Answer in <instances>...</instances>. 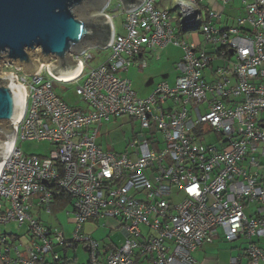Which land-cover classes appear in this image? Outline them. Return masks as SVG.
I'll return each instance as SVG.
<instances>
[{"label": "built area", "instance_id": "2783aa9c", "mask_svg": "<svg viewBox=\"0 0 264 264\" xmlns=\"http://www.w3.org/2000/svg\"><path fill=\"white\" fill-rule=\"evenodd\" d=\"M160 1L127 12L118 0L125 14L118 34L109 0L102 13L113 39L94 47L111 53L94 67L87 65L91 47L71 54L82 64L73 79L52 77L45 64L34 75L12 62L1 66L23 85L25 105L0 170V226L25 225L28 239L22 245L18 234L0 230V264H78L67 252L79 244L88 253L84 264H197L192 253L219 233L245 241L248 264H264V0H240L237 26L223 27L232 0H214V8L209 0H172L170 8ZM191 30L202 35L200 45L184 38ZM169 44L182 49L174 84L162 81L137 95L121 74L146 66L143 51L159 54ZM53 82L77 83L85 105H66ZM118 117L137 130L124 150L102 149L98 128ZM42 140L53 145L48 156L19 146ZM55 188L69 197L71 237L31 213H53ZM92 220L105 227L113 220L123 243L84 233Z\"/></svg>", "mask_w": 264, "mask_h": 264}, {"label": "water", "instance_id": "95a60500", "mask_svg": "<svg viewBox=\"0 0 264 264\" xmlns=\"http://www.w3.org/2000/svg\"><path fill=\"white\" fill-rule=\"evenodd\" d=\"M109 0H0V69L12 62L27 75L43 64L63 81L82 69L79 59L88 47L104 48L113 39V25L102 13ZM127 12L144 0H120ZM25 92L14 74L0 71V170L12 150Z\"/></svg>", "mask_w": 264, "mask_h": 264}, {"label": "rangeland", "instance_id": "374dc122", "mask_svg": "<svg viewBox=\"0 0 264 264\" xmlns=\"http://www.w3.org/2000/svg\"><path fill=\"white\" fill-rule=\"evenodd\" d=\"M118 0H111L110 5L106 8V12L114 15L115 31L118 34H123V21L124 12L122 8L116 9ZM214 0H209L205 3L206 6L214 8ZM160 5L170 8L173 4L172 0L160 1ZM213 5V6H212ZM204 6V7H206ZM240 0H232L224 5V13L222 15V22L220 26L225 25L237 26V16L243 15L244 10L241 8ZM227 15L233 18H227ZM214 25H218L215 22ZM184 38L188 41H193L196 45H200L203 41V37L197 30H191L183 33ZM90 52L93 56L91 61L88 62V66L94 67L104 62L110 55V49H101L91 47ZM155 53H146L144 59L147 61V66L144 69H137L135 66L129 68L127 72H123L121 75L130 79L133 84V89L139 96H146L152 90V88L159 82L165 81L170 85L174 84L175 78L178 74L177 63L182 56V49L179 46L169 44ZM217 64L220 61H216ZM2 69V68H1ZM0 69V71H1ZM4 71V69H2ZM81 82V81H80ZM77 83L61 84L52 83V91L69 107H83L85 104L78 94L75 93V86ZM149 89H151L149 91ZM149 91V92H147ZM132 124L127 117L112 118L109 122L103 123L98 128L97 144L102 149H111L114 147L117 151H122L126 147V143L131 137L133 131L137 130V123ZM208 142L214 141V136H208ZM21 150L25 154H35L48 156L49 152L53 149V145L49 141H23L19 143ZM69 207H65L62 210L56 211V213L42 212L40 215L37 210H32V216L35 219L40 218L43 223L63 230L66 236L71 237L74 225L70 223V215L68 214ZM93 226L86 230L84 227L83 232L92 235L96 240L100 242L111 241L114 245H121L124 241V235L119 229L114 228L113 220H107V226H103L101 221L92 220ZM86 225V224H85ZM0 230H6L7 232H14L21 237L22 245L27 242V234L25 233V225L18 227L15 223H8L6 226H0ZM243 241V239L241 240ZM239 240L230 241L219 244L204 245V249L211 248L214 250L217 247L219 250L228 251L231 250L229 243H238ZM194 257L198 258V252L192 253ZM68 255L77 257L78 264H84L88 260V253L84 250L83 245L79 244L75 249L69 248Z\"/></svg>", "mask_w": 264, "mask_h": 264}, {"label": "crops", "instance_id": "0c3cea01", "mask_svg": "<svg viewBox=\"0 0 264 264\" xmlns=\"http://www.w3.org/2000/svg\"><path fill=\"white\" fill-rule=\"evenodd\" d=\"M146 53H148V52L147 51H143L141 53V55H140V58L144 59V56L146 55ZM144 60L146 61V59H144ZM146 66H147V61H146ZM136 68L140 69L138 67H136ZM144 68H142V69H144ZM150 90L151 89H149V91ZM149 91H147V92H149ZM112 148H114V147H112ZM52 212L56 213L53 210H52ZM41 213L42 212H40L39 215ZM93 223H94L93 221L86 222L85 223L86 225L84 224V226H83V230H84V227L86 228V230L89 229L90 227H92ZM238 240H239L238 243H235V244L229 243V246L231 247V250H228V251L227 250L226 251L219 250L218 247H217V249L215 248L214 250H212L211 248L204 249V245H207V244H204V245L198 247L193 252V253H197L198 252V258L194 257V256L193 257L196 259L197 264H228L229 263V258L232 257V256L237 258V264H248V258L243 252V248L245 247V241H241L242 239H238ZM235 241L237 242V240H235ZM108 242L104 241V243H108ZM225 242H228V241H226L224 236L221 233H219L218 238H216L214 240V242L209 244V245L225 243ZM259 245L264 248V240L259 241ZM67 254H68V252H67Z\"/></svg>", "mask_w": 264, "mask_h": 264}, {"label": "trees", "instance_id": "16d2710c", "mask_svg": "<svg viewBox=\"0 0 264 264\" xmlns=\"http://www.w3.org/2000/svg\"><path fill=\"white\" fill-rule=\"evenodd\" d=\"M54 201L51 205L53 211H58L64 209L69 203V197L60 189H54Z\"/></svg>", "mask_w": 264, "mask_h": 264}]
</instances>
